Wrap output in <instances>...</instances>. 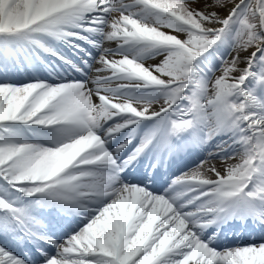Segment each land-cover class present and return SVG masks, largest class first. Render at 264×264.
I'll return each mask as SVG.
<instances>
[{
  "label": "bare ground",
  "instance_id": "bare-ground-1",
  "mask_svg": "<svg viewBox=\"0 0 264 264\" xmlns=\"http://www.w3.org/2000/svg\"><path fill=\"white\" fill-rule=\"evenodd\" d=\"M62 1L63 0H0V25L9 26V27H12L13 24L16 26L17 25H23V24L28 23L29 21L33 20L35 17L40 16L41 14H43V15L48 14V11L50 9H53L57 4L61 3ZM107 1H108V3L101 1L100 4H103V5L112 4V5H116L118 7H121V6H126V3H131V2L135 3L133 5H136L137 3H139L143 0H107ZM130 6H132V5H130ZM157 6H158V8H156L157 11L164 10V9H160V8H165L168 10L166 17H167L168 22H170L171 24H173L172 22L176 21V20H178L180 22L182 17H184L187 21H189L193 24H196L202 28H212L215 26H218V27L220 26L221 20L229 14L232 3H228V4L225 3L222 5H216L215 1H213V0H193V1L190 0V1H186V2H182V1L180 2V0H160V3H157ZM106 7H108V5H106ZM106 7L104 9H106ZM98 11H99V9H98ZM113 20H114L113 17L110 16L108 19H106V22L108 24H110L113 22ZM165 30H166L165 35L167 36L166 38H168V39L177 40L183 36V33L177 31L176 28L165 29ZM76 36L80 37V35H76ZM69 40H71V39H69ZM80 40H82L84 42L83 38H80ZM143 41H147V39H144ZM84 44L87 45L86 42H84ZM237 47L238 46H236V45L230 46L229 50H228L229 53H232V54L237 53L236 57H237L238 61L227 72L229 78L235 79V80L238 79L240 69H243V67H245L246 69H248L250 71V70H252V67H253V65L251 63V56H250L252 50H250V52H248V51L243 52V51L239 50ZM142 48H143V46L141 45V49ZM79 50L82 52L83 55L87 54L86 49H82L80 46L72 45V46L67 47V49H66L67 53H66V55H64L65 58L62 55H57L59 58V61H55L54 60L55 58L51 54H49L50 52H45V55L43 57V59H45V60H42L41 57H38L34 53L32 56L29 55L26 59L22 60V63H20L17 60L15 55H12V57H10L8 59L7 66L0 69V78H1V76H5V77L9 76V78H11V79H21L24 77H29V74L32 73L30 68H31L33 61L41 62V64L37 68L38 71L41 73V76H43V77H46V76L55 77L58 70H59L57 63L61 62L60 60H64L66 58H72L73 60H76L79 57ZM213 50L215 52L212 51V56L215 59H217L218 57H221L220 51L215 50V49H213ZM150 55H151V52H149L148 49L143 48L141 50V53L139 54L138 58H136L135 61H133V60L131 61V64H130L129 69H128L129 72H132L133 74L138 75L140 77H142L143 74L145 73L147 76L152 77V78L166 79L167 73H168L169 69L171 68V65L173 63H175V61H176L175 58L177 57L178 52L176 50L172 49L170 46H168L162 53H160L156 56L155 55L150 56ZM97 56H103V54L98 53ZM126 59H128V57H126L125 60ZM201 61H202L201 58H198L195 60L194 64H192V66H191L190 71L188 72V76L193 75L197 70H199L202 67ZM102 68H104V67H100V66L97 67L95 69V74L99 75V76L100 75H108L109 74L108 70L102 69ZM57 78H60V77H55V79H57ZM217 80H218V76H214L212 79V83H215ZM34 85H36V83ZM76 85L79 86L78 84H76ZM76 85L72 84V85H67V86H69L70 88H73ZM236 85L240 86L238 80L236 81ZM8 87H9L8 85L4 86V87H0V101L3 100V98H1V96L3 95V93L6 91V89ZM59 88L60 87H57V88L48 87V89L43 90L41 92V95L37 99V103H35V104L37 106H39L48 96H51ZM26 90H28V87H26L25 85H23V84L22 85H16L14 90L12 91V93L6 97L7 100L4 104V107L7 106L9 108V111L12 110V108L15 106L16 102L23 96V94L25 93ZM239 92L242 95V99H241L240 104L247 109V113L244 114V117L250 118L251 116L254 115V110L259 111L257 104L252 97H250L248 94H246L244 92L243 89H240ZM85 100H88L90 103L89 110H90L91 118L93 120H97V117L99 115H100V120H101L107 114H109V113L111 114V109L109 107H107V109L104 108L103 104L102 103L100 104L99 100L95 96H93V94H90L87 92L81 93L80 90H78L77 92H74L73 94H71L70 97H68V101L73 105H78V104H80V102H83ZM119 100L122 101L123 98H119ZM253 103H254L255 108H253ZM125 105H131L130 101L129 100L125 101ZM156 107H152L151 110L155 109ZM5 110H8V109L5 107ZM1 116L4 117L3 115H1ZM115 125H118V122L115 123L114 126ZM248 125L249 126L253 125V127H256V128L259 127V124H257V123L253 124V122L249 123ZM182 129L185 130L184 127ZM164 130L165 129L163 128V131H162L163 136L161 139V144H163V142L165 140ZM261 131H263V130H261ZM132 133H133V131H129L128 135H131ZM175 134L177 135L176 132H175ZM179 140H180V144L178 146V149L174 153L170 154L166 159H164V161L162 163L163 169H162L161 173H163V174L168 173V175L170 176L171 172L173 171V169L175 167H180L183 163L188 162L191 159H195V157H197V155L199 153L198 151L201 150V148H202L201 145L203 144L204 141H206L208 139L207 138L202 139L201 137H198L197 140H193L191 146H187L186 144L181 143V139H179ZM85 141H86V139L84 137H77L73 141H69L66 147H64L61 151H58V156L54 160V164L52 165V169L54 167L56 168L58 165H60L63 157L66 158L67 156H70ZM227 145H228L227 143H224L222 145L221 149H224L225 147H227ZM159 153H160V150L157 149V156L159 155ZM211 153H217V150H213ZM223 158H224V156H223ZM228 158H230V157H228ZM140 161L142 162V160H140ZM225 162H226L225 160H223V161L216 160L214 162V164L215 165H221V164H224ZM261 162L263 163L262 168L259 171H255V174L258 175V177L260 179L259 183L264 185V157L261 160ZM206 164H207V162H206ZM226 164H229V163H226ZM65 169H63V170H65ZM197 170H199V169H197ZM205 170L206 171H202L199 173L200 179L204 182V184H210L212 182V175L213 174L210 171H208L207 169H205ZM65 173H67V172H65ZM147 174L148 175H147L145 182H144L147 187H149V183H151V182H158V181H155L156 175L154 174L153 171L148 170ZM76 175H77V173H76ZM78 178H79V176H78ZM254 179H255V177H254ZM85 182H86V178H85ZM87 182H88V179H87ZM89 183H90V181H89ZM80 184H82V183H80ZM92 184H93V182H92ZM87 185H89V184H87ZM102 185H104V183ZM106 185L110 186V184H108V182ZM93 187H94V185H93ZM90 188H91V186H90ZM134 190L136 192L142 193L143 195H145L147 193L145 191V189H142L140 187H136ZM170 196H171V194L167 193L165 195H162V196L155 198L157 201H154V204L152 205V209H151L152 214H151L150 232H149V228L146 226V231L142 234L143 238H142L141 242L144 243L143 247H145V245H146V247L154 246L153 247V249H154L153 254L157 255L156 264H184V263H186L187 260L185 259V257L183 256V252H181V251L183 249H190V248L193 249V245H194L195 251L190 252V257H189V260L191 261L192 264H216L215 261L213 260L212 253H210L212 249L209 248L205 244L223 246L227 242V240L232 239L234 236L233 235L232 236L231 235H228V236L225 235L223 237H219V236L212 237L211 236L210 242H208V243L204 242L205 243L204 244L200 240L203 238L202 233H203L206 225H199L200 222H198V220L200 218H198L197 215H199V214L208 215L210 212V209L203 207L200 204H196V203H194V201H190L188 205L193 207L190 210V212H191L192 216H194L196 218L195 219L188 218V220H186L184 217L179 216L178 213L173 212L174 208H171V206L169 205V201H167V199ZM259 199L261 201H264V196L259 197ZM118 201H116V202H118ZM119 202H123V201L120 200ZM114 203H112V204L114 205ZM126 204H128V203H126ZM126 204H124V206ZM129 205H132V204H129ZM113 209H114V207H113ZM118 209L119 208H117V211L120 212V210H118ZM131 210H132V208H131ZM141 210L143 211V209H141ZM178 211H179V208H178ZM248 212L253 213L255 215V209L251 206H249ZM115 213H114V215H115ZM120 213H122V212H120ZM179 213L182 214L184 212H179ZM111 214H113V213L111 212ZM117 215H118V213H117ZM117 215H115V216L117 217ZM233 215H234L236 221H238V220L242 221L243 217H242L241 213L239 212V210H234ZM262 215L264 216V212ZM180 219H181V222H180ZM257 219L261 220L262 218L257 217ZM109 220H110V218H109ZM117 220H115V221H117ZM172 220H174V221L176 220V225L174 226L175 228H173V231L175 233H173L170 236L169 231H171L172 228H171V226L168 227V225L170 224V222ZM190 220H192V223H190ZM122 221L123 220L120 219V221H118L119 222L118 224H120V222H121V224L124 223ZM233 222H234V220H233ZM115 223L116 224L113 223L115 225L114 227H116V225H118L117 222H115ZM195 223H196V225H195ZM225 223L226 222L224 221L223 224H225ZM107 224H108V222H107ZM107 224H106V226H107ZM121 224H120V226H121ZM179 224H181L180 227H179ZM212 224H213L212 222H209L208 225L206 226V228H208ZM95 226L87 225V227L84 230L87 232L94 231L95 235H98L100 237L103 236L102 231H97V232L95 231ZM102 226H104V225H102ZM185 226L192 228L194 230V232H192L190 234H184L183 231H184ZM101 228H103V227H100V229ZM104 228H105V226H104ZM122 228L123 227H121V229ZM96 230H99V228ZM107 233H108V231H107ZM140 233H141L140 230H136L131 237L136 238V237H138V235ZM176 235H179L180 241L178 242V239H177L176 241L178 243L175 244L174 247L169 246L172 248L166 249L165 236H169V238H176ZM113 238H116V237H113ZM244 238H245V233L238 234L236 236V238L234 239L235 249H232L231 251H229V253H237L239 255H243L245 247L243 245H240V243L244 240ZM99 239H101V238H99ZM96 240H98V239H96ZM107 240H108V242L110 241V239H107ZM202 240H204V239H202ZM105 243H106V241H105ZM178 244H179V247L176 249L175 246ZM197 245H198V248H197ZM140 249H142V248L139 247L137 250H140ZM121 251L122 250L120 249V252ZM205 254H208V256L205 257ZM253 254H254V256L264 255V243L256 246L253 250ZM123 255H124V253H123ZM261 260H262L261 264H263L264 257H261ZM222 264H224V263H222Z\"/></svg>",
  "mask_w": 264,
  "mask_h": 264
},
{
  "label": "rangeland",
  "instance_id": "rangeland-1",
  "mask_svg": "<svg viewBox=\"0 0 264 264\" xmlns=\"http://www.w3.org/2000/svg\"><path fill=\"white\" fill-rule=\"evenodd\" d=\"M156 0H154V2H155ZM185 1H190V0H185ZM213 1H215V4L216 5H222V4H225V3H232V6H231V8L235 5V3L238 1V0H213ZM150 2H152V1H150ZM181 2V1H180ZM183 2V1H182ZM157 3H160V0H157ZM146 5H148V4H146ZM246 5H249V7L248 8H244V10H242V11H240V10H238V11H236L235 13H234V16L231 18V20H230V23H232L233 22V20H235L237 17H238V15L240 14V12H242L241 13V15H239V17H238V24L236 25V31L233 33V35H232V38L230 39L231 41H237V45L236 46H238L237 48L239 49V50H241V51H243V52H245V51H248V52H250V50H252V46L257 42V41H260L261 39H259L260 37H263L264 36V34L263 33H261V34H259V35H255V33H254V30L256 29V27H257V25L259 26V25H261L260 23H258V20H260V17H264V12H260L259 13V11L256 13V14H254L253 13V9L252 8H250L251 7V5L252 6H254L253 4H252V2H251V0H245L244 1V3H243V6L245 7ZM259 7H260V5H259ZM156 8H158V6H157V4H156ZM250 8V9H249ZM133 10H134V8H132ZM248 9V10H247ZM230 11H231V9H230ZM245 11V12H244ZM157 13H156V15H154L155 16V30H156V33L158 34L159 33V35H165V26L163 25V24H160V23H158L161 19H160V16H159V12L158 11H156ZM134 13H137L135 10H134ZM154 17V16H152V14H151V11L149 10V17ZM140 20H142L143 18H140L139 16H137ZM143 20H145V19H143ZM168 21V20H167ZM224 21H225V17L221 20V27H223L224 26ZM146 22V20L145 21H143L142 22V24H143V26L142 27H144V28H147V27H149L150 25H152V24H148L147 22ZM243 22V23H242ZM187 24L186 25H184L182 28H181V31H179V32H182L183 33V37H181V38H179V40H177V44H178V53L180 52V51H182V55H184V54H186V52H187V50H188V48H190V49H192V50H194V49H200L203 45L202 44H204L205 43V40L207 39V38H209L210 36H216V34H214V32L215 31H209V30H204V31H202V30H200V29H198L199 27H197V26H193V25H191V24H189L188 22H186ZM13 27H14V24L12 25ZM4 27V26H3ZM220 27V28H221ZM25 28V27H24ZM163 28V29H162ZM172 28V27H171ZM173 28H175V27H173ZM220 28L219 27H217V28H214V29H218V30H220ZM158 29V30H157ZM204 29V28H203ZM213 29V28H212ZM162 30V31H161ZM0 31H3L2 29H0ZM149 31V30H148ZM178 31V30H177ZM211 32V33H210ZM161 33V34H160ZM190 34V36L188 37V35ZM227 38V36H222V40H225ZM233 39V40H232ZM259 39V40H258ZM154 46H155V48H157L156 49V52L158 53L159 51H161L162 49H163V47L165 46V44L163 43V42H157V43H155V44H153ZM172 49H174V50H176L175 48H174V45H169ZM215 50H217V49H215ZM214 51V50H213ZM219 51V50H218ZM215 52V51H214ZM179 55V54H178ZM177 55V56H178ZM182 55H181V59H182ZM236 55H237V53H234V54H232L231 55V57L228 59V60H225L224 61V65L222 66V68L221 69H218L214 74H217L218 75V78H220V76H222L223 78H220L219 80H218V82H217V90H216V92H215V103H216V106L218 107L217 109H218V111H217V115H218V113L220 114V121H219V123L217 124V125H219V126H222V127H225V123H226V121L228 120V115H226V112H225V102H220V97L226 92L225 91V86H227V84H226V81L229 79V76H228V74H227V72H228V70L231 68V67H233L234 65H235V63L238 61L237 60V57H236ZM251 56V55H250ZM249 56V57H250ZM176 59V61H177V58H175ZM263 59V62H262V64H263V67H262V69H261V71H259V76H258V79H259V87H260V84H261V86H262V90L264 91V52H262L261 53V55L259 56V61H261ZM175 61V62H176ZM178 70V69H177ZM223 70V71H222ZM244 69H240L239 70V74L240 73H242V74H244L245 73V71H243ZM222 72V73H221ZM214 74H213V76H214ZM170 75H171V73H170ZM172 76H174V75H172ZM202 78H199V85L201 86V83H202ZM147 84H151L150 82L149 83H147ZM257 81L255 80L252 84H250L249 85V87H248V89H249V91H252V92H255L257 95H258V88H257ZM87 90H89V89H87ZM88 92V91H87ZM173 92L174 93H176L175 92V89L173 90ZM205 91H203L202 93H204ZM89 93V92H88ZM164 95H166L165 93L163 94V96ZM234 96H235V98H233V96H231V100H230V104L232 105V106H237L238 107V105H239V99H238V94L236 93V89H235V91H234ZM49 97V96H48ZM195 102H196V87H192L191 88V90L189 91V93H188V103H189V105L190 106H195ZM151 104H153V103H151ZM208 104V103H207ZM233 110H231L230 108H228L227 109V112L228 113H231ZM1 113H0V126H1V124H2V121H4L5 119H9V118H11V114H9L7 111H4V110H1L0 111ZM6 112V113H5ZM234 112V111H233ZM232 112V113H233ZM239 114H241V111H239L238 112ZM259 114H260V117H257V119L259 120V121H263L264 122V100H263V104H262V109H261V112H259ZM1 115H3L4 117H2ZM7 118H6V117ZM9 116V117H8ZM15 117H17L18 115L17 114H15L14 115ZM2 117V118H1ZM219 117H217V119H219ZM200 120L201 121H203V122H208V120H209V116L205 113V109L203 110V111H201V118H200ZM258 123V122H257ZM24 124V123H23ZM263 126H264V124H263ZM262 127V126H261ZM234 128H235V126H234V124H231V127H228L227 129H228V132H230V134H233V132H234ZM263 128V127H262ZM254 134V133H253ZM257 135V134H256ZM258 135H261V134H258ZM248 136L249 135H246V136H244L243 138H240V139H243V141H245L247 138H248ZM239 139V140H240ZM88 144V142L86 143V145ZM247 144L248 143H246V146H247ZM52 146H54V147H57L58 146V142L56 141V140H54V142H53V145H50V146H48V147H52ZM84 146H85V144H84ZM48 147H45L44 148V150L45 151H47L46 149H48ZM63 149V148H62ZM62 149H58V148H49L48 150V152H49V155H50V162L47 164V162H48V156H47V153H42L44 150H41V151H39L38 153H37V155L35 156V155H32V156H29V157H27V158H25V160H26V166H25V172H31V173H38V171L39 172H48V170H45L44 169V167H47V168H49V169H52V165L54 164V160L56 159V157L58 156V151H61ZM86 152V151H85ZM41 154H45V156L43 157V159H41V160H39L38 159V157L41 155ZM245 154H247V155H245ZM22 157H24L23 155H20V156H18V157H16V158H14L13 160H11L9 163H7L6 164V168H7V171H6V173H7V175H9L12 171H14V170H16L17 168H19L20 166H21V164H20V161H21V158ZM226 156L224 155V158H225ZM86 158V157H85ZM213 160H212V159ZM80 159H82V157L80 158ZM217 160V158H216V156H209V157H204V158H202L201 160H199L194 166H192V168H189V169H187V170H185V171H192V170H196V171H199V170H205V169H207L208 171H210L213 175H214V177H217L218 178V180H220V179H222V177L224 176V175H226L227 173H229L231 170H232V168L237 164V160H232V161H226L224 164H221V165H215V164H212V165H209V162L211 163V161L212 162H214L215 160ZM252 159H253V155H252V152L251 151H247L246 153L244 152L243 153V155L241 156V158L239 159V165H240V167H241V172H242V174L241 175H239L240 177H241V179L240 180H248L249 181V183H250V189H249V193H250V195L251 196H253V195H255L256 193H258V191L260 190V184L257 182V180H256V176L254 175V172H253V168H252ZM209 160V161H208ZM205 161V162H204ZM206 162H207V164H206ZM63 162H61V164H62ZM66 164L68 163L67 161L65 162ZM226 163H229V164H226ZM47 164V165H46ZM66 164H62V166L64 165H66ZM209 165V166H208ZM226 165V166H225ZM22 167H24V166H22ZM197 167V168H196ZM217 167V168H216ZM79 168H82L81 166H79ZM196 168V169H195ZM67 169L68 168H66L65 170H66V172H67ZM197 169H199V170H197ZM212 169V170H211ZM224 169V170H223ZM64 170V171H65ZM25 172H21V173H25ZM214 172V173H213ZM199 173L200 172H196L195 173V175H199ZM217 173V174H216ZM45 174V173H44ZM81 174H77V176H80ZM194 174H193V176H195ZM75 176V174L74 173H61L60 175H59V178H58V180L59 181H65V185L66 186H64L63 187V189H67V190H69V191H71V192H73V193H79V192H81V190H83V189H85V187L86 188H90V186H91V188H96V189H100L101 187H103V186H105V183H104V181L102 180V179H98V177H94V178H92L91 180L89 179V178H86V182H85V179H83L82 180V178H78L77 177V179H76V176ZM254 177H255V179H254ZM87 179H88V182H87ZM98 179V180H97ZM77 180V181H76ZM97 180V181H96ZM76 181V182H75ZM79 181V182H78ZM82 181L83 182H85V183H83V184H80V183H82ZM89 181H90V183H89ZM95 181V182H94ZM92 182H93V184H92ZM99 182V183H98ZM96 183V184H95ZM104 183V185H102ZM80 184V185H79ZM87 184H89V185H87ZM91 184V185H90ZM82 185V186H81ZM86 185V186H85ZM93 185H94V187H93ZM98 185V186H97ZM78 188H77V187ZM85 186V187H84ZM81 187V188H80ZM84 187V188H83ZM100 187V188H99ZM222 187V186H221ZM77 189V190H76ZM234 191H235V188H233V187H222V189H221V191L219 192V197H221V198H225V199H227V198H235L237 195H235L234 194ZM241 194H243V192H240V194H238V195H241ZM63 198V195L61 194V193H59V194H57V195H55V200L56 201H61V199ZM119 198L120 197H117V199L115 198V200H113L112 202L110 201V206H108V208L109 209H107L106 211H104V214L102 215V218L104 219L103 220V222H101V224L102 225H104L105 226V228H104V226H101V225H99L98 224V228H99V230H96V232L97 231H102L103 232V236H98V235H95V234H93V236H94V238H96V239H99V238H101V239H104L106 236H107V231H108V233H113V232H115L116 231V229H118L119 227H120V224H121V222H120V224H118L119 222L118 221H120V219H122L123 221L122 222H124V219L128 222V219H129V217H128V215L127 214H133V215H137V213H145L146 212V209H144V208H140L139 210L136 208V207H134L135 206V204L132 202V201H130L129 199H125V200H121V201H123V202H119L120 200H119ZM249 198H250V204L251 205H253L256 201H255V199H253V198H251L250 196H249ZM209 199H210V197H209ZM119 200V201H118ZM116 201H118V202H116ZM242 201H244V198L242 199ZM115 202V203H114ZM132 202V203H131ZM112 203H114V205L112 204ZM122 203V204H121ZM126 203H128V204H126ZM118 204V205H117ZM124 204H126L125 206H132L133 208H132V210L130 209V210H128V212L126 211V212H124ZM129 204H132V205H129ZM117 207H116V206ZM122 205V206H121ZM114 207V209H113V207ZM111 207V208H110ZM123 207V208H122ZM117 208H119L118 210H120V212H122V213H120L119 211H117ZM121 208V209H120ZM123 209V210H122ZM141 209H143V211L141 210ZM110 210V211H109ZM113 210V211H112ZM132 211V212H131ZM138 211V212H137ZM111 212L113 213V214H111ZM116 212V213H115ZM109 213V214H108ZM114 213H115V215H117V213H118V215L120 216H118L117 215V217L114 215ZM127 213V214H126ZM108 215V216H107ZM123 216V217H122ZM126 216V217H125ZM106 217V218H105ZM110 218V220L112 221H110L109 220V218ZM113 217V218H112ZM125 217V218H124ZM118 219V220H117ZM112 223V224H109V221ZM115 220H117V221H115ZM105 221V222H104ZM107 222H108V224H107ZM115 222H117V224L118 225H116V227H114L115 225L114 224H116ZM114 223V224H113ZM106 224H107V226H106ZM123 224V223H122ZM121 224V225H122ZM118 226V227H117ZM100 227H103V228H101L100 229ZM97 228V229H98ZM105 229V230H104ZM108 229V230H107ZM110 229V230H109ZM120 230H121V228H120ZM98 237V238H97ZM110 239V241L108 242V241H106V243H105V241H102V250L100 251V254L99 253H96L97 255L96 256H89L88 255V253H82L81 254V256H80V259H83V260H86V259H88V258H91L90 259V263H95L96 262V260L98 259V262H99V264H129L128 262H126V256H125V254L123 255V253H124V249H123V247H119V250L116 252V253H111V252H109V249L111 250L114 246H115V244L117 243L116 242V239L115 238H113V237H110L109 238ZM112 240V241H111ZM108 243V244H107ZM247 244H253L252 242H247ZM120 249L123 251H121L120 252ZM103 252H107L106 254H102ZM249 262H247V263H244V264H248ZM225 264V263H224Z\"/></svg>",
  "mask_w": 264,
  "mask_h": 264
}]
</instances>
